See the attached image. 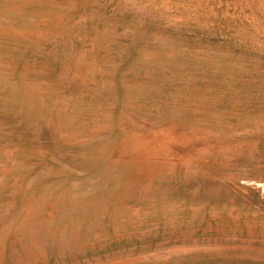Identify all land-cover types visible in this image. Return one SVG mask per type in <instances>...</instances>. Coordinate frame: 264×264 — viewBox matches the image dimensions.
<instances>
[{
  "label": "rangeland",
  "instance_id": "obj_1",
  "mask_svg": "<svg viewBox=\"0 0 264 264\" xmlns=\"http://www.w3.org/2000/svg\"><path fill=\"white\" fill-rule=\"evenodd\" d=\"M0 264H264V0H0Z\"/></svg>",
  "mask_w": 264,
  "mask_h": 264
}]
</instances>
